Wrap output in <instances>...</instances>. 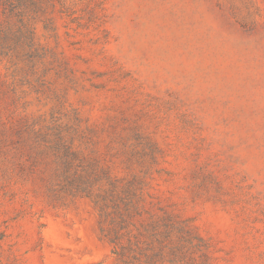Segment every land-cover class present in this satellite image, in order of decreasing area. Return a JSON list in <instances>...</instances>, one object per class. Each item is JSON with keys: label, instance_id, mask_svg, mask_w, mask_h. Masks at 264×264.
Instances as JSON below:
<instances>
[{"label": "rangeland", "instance_id": "rangeland-1", "mask_svg": "<svg viewBox=\"0 0 264 264\" xmlns=\"http://www.w3.org/2000/svg\"><path fill=\"white\" fill-rule=\"evenodd\" d=\"M0 264H264V0H0Z\"/></svg>", "mask_w": 264, "mask_h": 264}]
</instances>
